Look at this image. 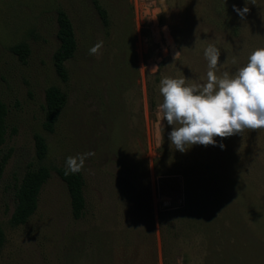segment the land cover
Listing matches in <instances>:
<instances>
[{"label": "rangeland", "instance_id": "obj_1", "mask_svg": "<svg viewBox=\"0 0 264 264\" xmlns=\"http://www.w3.org/2000/svg\"><path fill=\"white\" fill-rule=\"evenodd\" d=\"M233 5L248 8L243 19ZM60 10L79 43L65 83L53 62ZM22 43L25 62L12 51ZM209 44L220 50L217 77L234 74L264 47V0H0V100L9 110L0 264H264V128L181 153L159 121L160 79L205 82ZM51 87L68 93L54 133L43 126ZM36 135L48 146L44 160ZM86 152L87 210L75 220L58 172ZM40 166L51 177L38 210L13 228L16 188Z\"/></svg>", "mask_w": 264, "mask_h": 264}, {"label": "clouds", "instance_id": "obj_2", "mask_svg": "<svg viewBox=\"0 0 264 264\" xmlns=\"http://www.w3.org/2000/svg\"><path fill=\"white\" fill-rule=\"evenodd\" d=\"M233 11L243 19L248 8L233 5ZM101 47L102 41H98L89 54H96ZM203 55L208 69L205 82L188 85L185 78L174 77L159 81L163 98L159 121L172 126L168 141L181 153L193 145L217 146L214 137L264 128V47L254 49L234 74L224 72L220 77L215 74L220 50L209 44ZM218 146L224 148L222 142ZM93 154L66 157L65 175L79 172L85 159Z\"/></svg>", "mask_w": 264, "mask_h": 264}, {"label": "trees", "instance_id": "obj_3", "mask_svg": "<svg viewBox=\"0 0 264 264\" xmlns=\"http://www.w3.org/2000/svg\"><path fill=\"white\" fill-rule=\"evenodd\" d=\"M97 4V2H96ZM100 16L105 25H109V17L107 12L97 4ZM58 22V39L59 48L53 56L54 67L57 75L65 83L69 79V71L67 69L68 61L72 60L79 50V43L74 29V25L68 14L60 10L57 14ZM20 59L25 62L30 55V47L25 44H19L12 48ZM150 106L155 107L153 99L154 94L150 89ZM68 104V93L59 87H51L46 93V112L44 128L49 133H54L57 124L61 121ZM8 107L0 100V150L6 143L7 137V117ZM36 155L38 160L46 159L48 154V146L43 136H35ZM8 160L5 156L0 161V175ZM59 176L66 184L71 199L72 215L75 220H81L85 217L87 210V198L85 195L86 183L80 172L68 173L65 170H59ZM51 177V172L46 166H40L36 169L28 170L23 176L20 184L16 188L15 193V209L10 220L13 228H19L26 225L33 215L37 212L41 192ZM6 242V236L0 227V252Z\"/></svg>", "mask_w": 264, "mask_h": 264}]
</instances>
